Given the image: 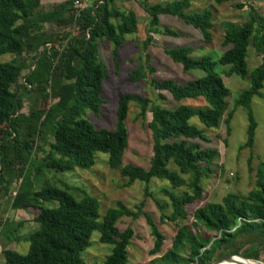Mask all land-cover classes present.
<instances>
[{
    "label": "trees",
    "instance_id": "trees-1",
    "mask_svg": "<svg viewBox=\"0 0 264 264\" xmlns=\"http://www.w3.org/2000/svg\"><path fill=\"white\" fill-rule=\"evenodd\" d=\"M138 3L148 15L153 32L158 31L159 15H170L196 29L204 41L212 39L213 17L209 8L190 9L191 0H138ZM39 5L40 0H0V56L12 55L9 60L0 61V192L5 195L9 192L3 172L10 171L14 162L19 182L9 195L10 207L39 208L32 218L36 228L24 237L28 243L25 253L2 249L0 264H84L80 252L89 246L93 231L98 233L100 243L110 245L101 264H126L132 230L117 228L116 222L123 216L132 219L143 216L152 236L148 253H159L164 237L152 217L141 210L143 201L134 210L117 202L100 216L99 202L94 196L64 182L58 186L42 178L44 171L87 169L98 152L106 154L108 167L117 169L127 185L134 181L144 183L145 195H151L147 184L152 179L165 183L158 189L165 199L152 197V201L160 211V222L164 219L174 222L176 229L167 250L147 264H209L221 247L227 250L225 256L239 253L244 258L257 259L258 250L247 251L234 241L238 235L259 232V245L264 247V162L257 165L254 186L246 193L227 192L219 202H203L192 210V227L197 225L212 235L191 230L182 222L187 217L185 205L202 200L201 181L214 171L211 164L217 154L216 149L203 148L192 141L207 137L189 119L195 117L204 128H216L226 113L223 121L226 133L229 132L230 92L221 73L248 78L247 87L235 94L232 103L243 109L247 122L245 140L239 148L252 146L256 121L250 102L253 97H262L264 87V14L247 0L236 2V8L247 6L245 17L240 23H220L221 45L225 48L217 57L208 53L193 56L186 45L163 49L182 71L197 70L200 75L181 83L170 78H151L150 85L154 90L166 91L176 102L200 98L203 105L178 103L168 108L125 92L116 102L115 126L110 130L94 127L83 115L86 110L97 114L103 101L102 80L106 71L97 56L99 41L106 40L112 45L116 66L118 47L126 35L136 31L135 13L117 8L113 0L92 1L76 17L71 0L53 3L46 10H39ZM43 24L54 28L71 25L76 32L59 35L53 31H34ZM164 29L168 35H175L173 30ZM150 39L147 35L141 41L142 49H147ZM250 48L259 54L260 60L249 70L246 58ZM146 65L149 72L154 71ZM24 69L26 73L17 84ZM143 76L141 65L129 72L132 81ZM33 91L39 92L42 102L45 98L54 100L39 109L30 108L28 113L19 112L23 96ZM156 97L165 99L162 93H156ZM130 102L138 106L140 117L144 118L146 112L150 114L146 126L150 131L151 154L146 167L122 161L127 146L124 121ZM44 129L51 137L46 150L40 145ZM37 153L40 157H36ZM51 202H55L54 206H44ZM166 208L168 212L164 213Z\"/></svg>",
    "mask_w": 264,
    "mask_h": 264
},
{
    "label": "rangeland",
    "instance_id": "rangeland-1",
    "mask_svg": "<svg viewBox=\"0 0 264 264\" xmlns=\"http://www.w3.org/2000/svg\"><path fill=\"white\" fill-rule=\"evenodd\" d=\"M60 1L64 0H40L39 10H46L51 4ZM156 1L163 0H151V2ZM239 1L241 0L216 3L214 0H191L190 9L198 10L206 7L211 10L213 17L212 39L206 42L201 38L196 29L181 23L170 15H159L158 26L156 27L158 31L153 32L149 28V17L138 3V0H113V4L117 8L133 10L136 16V31L133 34L126 35L124 42L118 47L116 66H114L111 55L112 45L106 40L99 41L97 56L98 60L104 64L106 71V77L102 80L101 97L103 101L97 114H92L86 110L83 118L96 128L114 129L116 102L119 96L125 92L137 94L143 98H147L150 102L158 103L168 108H172L178 103L192 106L203 105L204 102L200 98L176 102L166 91L154 90L149 83V79L162 80L170 78L181 83L199 76L200 72L197 70L182 71L180 65L172 62L164 54L163 49L165 47L186 45L191 48V55L193 56L208 53L213 57H217L225 48L221 45L222 30L220 23L222 21L240 23L245 17L247 6L244 5L241 8L234 6ZM247 3L253 6L259 13L264 14V0H247ZM165 27L166 29L173 30L175 35H168L164 29ZM34 29L35 32L53 31L59 35L66 33V31L71 33L76 32L75 28L71 27V25L54 28L43 24L42 26L38 25ZM147 35L151 39L147 49L144 50L142 49L141 41ZM146 54H148L147 61H145ZM10 58H12V55H1L0 61L9 60ZM246 59L248 69L250 70L259 62L260 56L250 48ZM146 64L153 67L154 71L149 72ZM139 65L142 66L144 76L135 81L130 80L129 72ZM25 73L26 69L22 70L17 84L22 81V76ZM221 77L230 92L227 99V111L231 110L232 116L228 122V134L226 133V125L223 121L226 113L223 114L216 128H204L195 117L189 119V122L197 128L202 129L207 137V140L193 139L192 141L198 143L203 148L211 147L217 151L216 157L211 164L214 171L201 181L203 187L202 200L185 205L187 217L182 222L186 223L191 230L196 229L199 233L206 236L213 233H205L197 225L195 228L192 227V210L203 202H219L221 197L227 192L246 193L254 186V173L257 165L260 162H264V87L261 90L262 97H253L250 102L256 121L252 146L240 149L239 145L245 140L247 122L245 112L240 107L234 106L232 99L238 91L247 87L248 78L247 76L244 78H239L235 75L225 76L223 73H221ZM47 88H45V91H48ZM156 93H162L165 99L161 100L157 98ZM41 99L43 97L39 95V92L26 93L22 98V106L19 112L28 113L30 108L34 110L39 109L54 100L45 98L46 101L42 102ZM138 112V106L134 102H130L124 121L127 130V146L124 149L122 161L123 163L131 162L146 167L151 154L150 131L146 126L147 121L150 119V114L146 112L144 118H142L138 115ZM42 134L44 139L40 141V145L42 149L46 150V144L51 140V137L46 129L43 130ZM40 155V153H37L36 157H40ZM13 163L10 166L12 168L10 171L3 172V177L8 182L9 192L7 195L0 192V262L2 261V249H13L19 253H25L28 243L24 240V237L36 228V223L32 218L39 210V208L34 207H28L26 210H11L9 195L13 194V190L19 182L16 176V165ZM42 178H47L49 182L58 186L64 182L71 187L83 189L89 195L94 196L99 202L100 216L106 208L115 206L117 202H121L127 208L134 210V206L143 201L141 210L152 217L159 231L163 234L164 239L159 253L151 255L148 251L152 247V236L143 216L140 215L134 219L127 216L119 218L116 222L119 230L125 227H130L132 230V236L126 247V264H147L150 259L165 252L169 247L176 225L174 222H169L166 219L160 222V211L152 201V197L165 199L158 192L159 187L165 184L164 181L152 179L147 184V190L151 195H145L143 193L144 183L134 181L127 185L126 179L120 176L117 169L108 167L106 164V154L100 152L95 153L94 163L87 169L75 168L62 173H48L44 171L42 172ZM38 185L36 184V189ZM74 194L77 195V193ZM54 204L55 202L44 203V206H54ZM163 212L167 213L168 209H163ZM10 216L11 220L9 219ZM260 238L261 234L259 232L241 234L235 238L234 243L236 245L242 244V248H245L247 251H250V249L258 250L259 257L250 260L264 264V247L259 245ZM109 251L110 245L100 243L98 241V233L93 231L89 237V246L80 252V256L84 264H101ZM224 252L225 250L222 247L216 250L212 261L220 258V255H222L221 257L225 256L223 255ZM234 255L242 257L239 253Z\"/></svg>",
    "mask_w": 264,
    "mask_h": 264
},
{
    "label": "built area",
    "instance_id": "built-area-1",
    "mask_svg": "<svg viewBox=\"0 0 264 264\" xmlns=\"http://www.w3.org/2000/svg\"><path fill=\"white\" fill-rule=\"evenodd\" d=\"M92 1L99 2L100 0H71V9L74 16H78L83 9L89 7Z\"/></svg>",
    "mask_w": 264,
    "mask_h": 264
},
{
    "label": "bare ground",
    "instance_id": "bare-ground-1",
    "mask_svg": "<svg viewBox=\"0 0 264 264\" xmlns=\"http://www.w3.org/2000/svg\"><path fill=\"white\" fill-rule=\"evenodd\" d=\"M215 264H260V263L250 259H245L239 256H235L234 259L232 260H221L220 262Z\"/></svg>",
    "mask_w": 264,
    "mask_h": 264
},
{
    "label": "water",
    "instance_id": "water-1",
    "mask_svg": "<svg viewBox=\"0 0 264 264\" xmlns=\"http://www.w3.org/2000/svg\"><path fill=\"white\" fill-rule=\"evenodd\" d=\"M12 211H14V209H11ZM12 216V215H11ZM11 216L9 217V219L11 220ZM235 255H226V256H223V257H220L214 261H212L211 263L209 264H215V263H218L220 262L221 260H232L234 259ZM246 259V258H245Z\"/></svg>",
    "mask_w": 264,
    "mask_h": 264
}]
</instances>
